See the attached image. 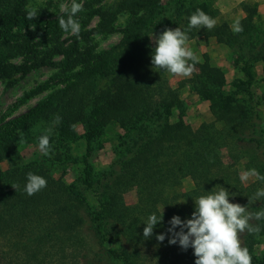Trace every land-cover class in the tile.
Here are the masks:
<instances>
[{
	"label": "trees",
	"instance_id": "trees-1",
	"mask_svg": "<svg viewBox=\"0 0 264 264\" xmlns=\"http://www.w3.org/2000/svg\"><path fill=\"white\" fill-rule=\"evenodd\" d=\"M8 1L11 6L7 8L3 3ZM82 1L83 14L74 17L81 32L79 36L71 35L67 43L60 40L63 30L59 27V18L67 19L66 13L29 20L22 10V0H0V79L8 80L10 86L16 81L12 79L16 73L24 75L31 69L52 66L64 83L32 108L0 121V164L13 156L21 133L26 139L34 125L48 123L60 129L72 119H81L89 92L96 105L107 100L97 106L94 122H87L88 142L113 124L120 126L133 142L101 174L105 183L98 190L97 210L83 196L86 188L93 185L86 171L81 193L70 190L34 163L0 169V264H152L154 258V264H195L194 249L185 251L178 243L170 245L167 235L163 242L156 236L167 233L174 215L190 219L195 200L220 186L235 194L229 196L230 202L245 204L249 212L264 210V198L253 199L264 182L257 179L254 185L243 186L236 169H231L222 156L225 151L234 163L246 159L247 167L264 175V117H256L244 104H231V96L222 90V73H204L205 63L200 66L203 73L193 88L210 102L214 120L195 129L181 117L165 124L173 109L183 117L185 108L182 110L178 92L168 83L167 70L151 62L156 44L154 48L148 46L149 35L154 33L148 21L162 9L161 1L121 0L108 8L99 5L100 0ZM198 8L212 18L217 15L202 0L175 1L173 13L184 21V31L188 30V18ZM241 10V33H234L222 22L211 30L191 29L188 40L214 38L240 58L259 60L264 65V32H258L252 21L257 10L244 3ZM125 11L131 18L121 29L122 38L116 46L102 52H95L92 46L80 47V42L88 43L93 34L113 32L116 15ZM94 15H98V23L85 29ZM22 24L45 26L49 47L38 49L41 42H34L36 31L21 35L20 40L12 35V29ZM13 56H23L25 62L10 63L8 59ZM56 56L60 60L52 61ZM110 72L114 73L112 92L95 94L94 80ZM56 116L61 117L58 124L54 123ZM29 172L47 180V187L32 196L23 191ZM186 178L193 188L184 193L176 191ZM133 187L137 201L128 206L123 195ZM162 212V222L145 239L144 223L151 214ZM251 223L260 231H245L240 239L252 256V264H257L253 247L257 237L264 235V220ZM107 243L113 247H107Z\"/></svg>",
	"mask_w": 264,
	"mask_h": 264
},
{
	"label": "rangeland",
	"instance_id": "rangeland-1",
	"mask_svg": "<svg viewBox=\"0 0 264 264\" xmlns=\"http://www.w3.org/2000/svg\"><path fill=\"white\" fill-rule=\"evenodd\" d=\"M20 1V0H18ZM22 10L26 13L28 6H35L40 11L39 18H52L57 14L64 12L60 11V4L68 5L70 8L72 0H22ZM121 0H100V4L104 8L111 5H116ZM160 12L148 21L150 28L154 29V33L149 35L148 46L154 48L155 38L162 34L166 28L175 29L180 27L184 30V21L180 15L173 13L174 4L176 0H160ZM217 12L214 18L219 25L226 22L231 30L232 24L236 19L244 17L241 10V4H247L255 7L257 13L252 18L254 25L258 32H264V0H202ZM11 1L7 4V8L11 6ZM77 3H82L81 0H76ZM96 7V6H95ZM6 7L4 6V9ZM83 12L76 14L80 17ZM131 16L128 12H121L116 15L113 21L114 31L109 34H93L89 38V42H80V47L92 46L95 52H102L116 46L121 38V29L130 20ZM181 19V20H180ZM99 21L98 15L91 17L85 29H92ZM215 25V26H216ZM30 31H36L38 35L34 42H41L38 49L48 48L50 43L47 40V28L45 26H25L20 25L12 29V35L22 39L21 35ZM233 31V30H232ZM234 32V31H233ZM72 34L61 33L60 40H65L69 43V38ZM45 42V43H43ZM189 47L196 57L198 62L195 64L194 71L190 76H176L168 71L165 72L170 87L176 89L179 99L184 109V116L179 114L176 109L171 111L169 117L166 118V123L169 124L178 120L179 117L191 128L195 129L202 123H210L214 120L209 111L210 102L204 99V95L198 94L193 88L194 83L201 77V73H209L211 70H218L222 73V90L231 96V104H244L256 113V117H264V65L259 60L243 59L236 55L229 46L219 44L214 38H205L202 36L195 37L187 41ZM60 60L56 56L52 61ZM8 61L14 65H21L25 62L23 56H13ZM207 64L203 71L200 66ZM205 64V65H206ZM58 70L52 66H43L36 69H31L28 73L21 75L16 73L12 79L16 81L8 86V80L0 79V121L7 120L11 117L17 116L26 110L35 106L38 102L44 100L50 92L61 88L64 83L62 79L57 77ZM114 73L110 72L107 76H100L93 82L92 89L95 94L99 92H112L111 79ZM45 86V87H44ZM44 87V88H43ZM104 98V97H103ZM24 99V101H22ZM106 98L100 100L98 105L94 103L93 96L89 92L85 96V105L83 117L78 120H71L67 125L59 127L48 123H39L30 128L29 134L26 135L25 142L16 146L15 152L11 158L3 161L0 164V169L5 171L16 165L23 164H37L41 166L45 172L51 174L54 178L61 180L65 186L72 191L82 192L85 188L86 172L90 175L92 182L91 188H86L83 195L85 201L92 209L98 208V193L105 181L102 175L105 170H109L111 164L116 162L124 148L132 144V139L125 135V131L118 125H107L103 131L99 133L94 141L90 143L87 140L88 135V120L94 122V113L97 106L106 102ZM22 101V102H21ZM110 102L111 99H108ZM51 127L52 133L50 136V145L52 151L50 155L45 156L39 150L38 140L44 134L45 129ZM223 160L229 166L236 169L240 184L243 186H252L257 180L256 177H249L247 181L242 182L240 176L250 170L247 167L246 159H241L234 163L227 157L225 151H222ZM233 163V164H232ZM115 164V163H114ZM231 167V169H232ZM107 174V173H106ZM89 182V181H88ZM98 186H97V185ZM193 188V184L189 178L182 181L180 187L176 190L181 193L187 192ZM264 187H259L262 189ZM82 189V190H81ZM136 188L129 189L124 195V202L131 206L137 201ZM231 203H237L235 201ZM242 206L245 204L239 203ZM253 249L256 258L259 260L257 264H264V235L257 237ZM118 242L115 243V246ZM107 247H113L111 243L106 244ZM151 258L153 251H148ZM156 258L153 259L155 263Z\"/></svg>",
	"mask_w": 264,
	"mask_h": 264
},
{
	"label": "clouds",
	"instance_id": "clouds-1",
	"mask_svg": "<svg viewBox=\"0 0 264 264\" xmlns=\"http://www.w3.org/2000/svg\"><path fill=\"white\" fill-rule=\"evenodd\" d=\"M60 11L67 14V19L63 16L59 18V27L68 34L79 36L81 25L74 19L77 13L83 10V4L72 0L70 8L63 3L60 4ZM40 10L35 6H28L26 18L33 20L38 16ZM188 30L184 31L180 27L173 29L166 28L155 40V50L152 55V64L159 69L167 70L176 76H190L198 58L194 52L187 47L188 31L193 28H205L211 30L217 21L206 14L201 9L191 14L188 18ZM234 33H241L243 26L240 19H236L232 24ZM61 117L56 116L54 123L58 124ZM51 127L45 129L44 134L39 137L38 147L43 155L48 156L52 151L50 145ZM20 142L24 137L21 133ZM249 177H256L264 182V175L256 169L244 172L240 179L247 181ZM15 189V186H12ZM47 187V180L37 174L29 172L27 183L23 189L28 196H32ZM229 193L224 187H219L216 191H210L207 195H202L195 200V211L190 219L181 220L178 215H174L169 221L170 227L167 233H161L156 239L163 242L168 237L170 245L179 244L181 249H194L196 257L195 264H252V256L247 247L242 246L240 236L248 233L259 232L260 227L253 225V220H264V210L249 212L248 206L239 203H231ZM264 198V188L258 189L253 197L255 200ZM251 200H249V204ZM163 220L161 215L151 214L143 229V237L150 238L154 228ZM177 228L179 231H177Z\"/></svg>",
	"mask_w": 264,
	"mask_h": 264
}]
</instances>
